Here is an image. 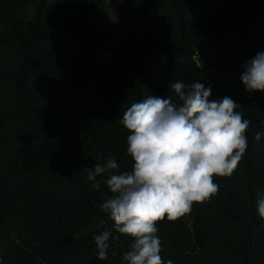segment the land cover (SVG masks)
Listing matches in <instances>:
<instances>
[{
	"label": "trees",
	"instance_id": "1",
	"mask_svg": "<svg viewBox=\"0 0 264 264\" xmlns=\"http://www.w3.org/2000/svg\"><path fill=\"white\" fill-rule=\"evenodd\" d=\"M0 0V264H127L135 238L100 205L110 175L131 172L133 103L197 81L251 123L247 150L219 191L174 221L157 222L172 264H264V93L249 94L244 63L264 52V0ZM175 99V97H173ZM119 167L89 181L87 169ZM99 183V187L94 186ZM111 233L107 258L94 237Z\"/></svg>",
	"mask_w": 264,
	"mask_h": 264
},
{
	"label": "clouds",
	"instance_id": "2",
	"mask_svg": "<svg viewBox=\"0 0 264 264\" xmlns=\"http://www.w3.org/2000/svg\"><path fill=\"white\" fill-rule=\"evenodd\" d=\"M244 69L240 79L246 91L264 93V52L246 61ZM170 92L165 98L149 95L133 103L120 121L131 133L127 154L134 165L131 172L110 175L106 184L111 195L100 207L118 233L135 238L122 254L127 264H172L160 256L157 222L165 216L174 221L189 214L193 202L215 195L219 186L213 177L231 176L248 147L245 133L251 122L230 97L209 101L211 86L197 81L171 83ZM262 135L257 132L254 140L259 142ZM118 167L108 158L104 166L88 168L87 178L96 181ZM256 204L264 219V197ZM110 235L103 231L94 237L100 260L107 258Z\"/></svg>",
	"mask_w": 264,
	"mask_h": 264
},
{
	"label": "rangeland",
	"instance_id": "3",
	"mask_svg": "<svg viewBox=\"0 0 264 264\" xmlns=\"http://www.w3.org/2000/svg\"><path fill=\"white\" fill-rule=\"evenodd\" d=\"M90 1L95 0H78V2H82V8L86 7ZM97 2L100 1L104 6L107 12V27L110 29H114V25L116 21L121 17L120 8L117 2L113 0H96Z\"/></svg>",
	"mask_w": 264,
	"mask_h": 264
}]
</instances>
